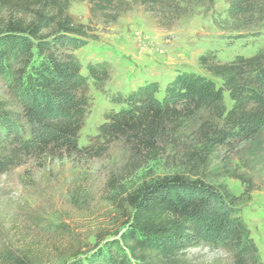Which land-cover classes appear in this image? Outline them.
I'll return each mask as SVG.
<instances>
[{"label": "trees", "instance_id": "16d2710c", "mask_svg": "<svg viewBox=\"0 0 264 264\" xmlns=\"http://www.w3.org/2000/svg\"><path fill=\"white\" fill-rule=\"evenodd\" d=\"M82 0H0V76L8 102L0 101V175L29 160L61 161L83 153L97 158L117 141L135 155L155 154L163 140L193 124L199 152L255 141L264 130V49L219 63L198 58L202 71L175 76L158 99L157 83L111 97L125 106L106 115L91 144L78 147L89 104L88 81L103 91L109 64H89L87 76L73 51L90 38V27L69 14ZM224 25L250 31L264 22V0H225ZM90 22L115 23L133 7L150 13L161 27L212 7L213 0H89ZM231 106L228 109L224 95ZM195 153V152H194ZM239 179V178H236ZM127 230L85 260L70 264H175V258L200 245L220 248L231 264H263L237 209V198L183 176L144 184L129 196Z\"/></svg>", "mask_w": 264, "mask_h": 264}, {"label": "rangeland", "instance_id": "374dc122", "mask_svg": "<svg viewBox=\"0 0 264 264\" xmlns=\"http://www.w3.org/2000/svg\"><path fill=\"white\" fill-rule=\"evenodd\" d=\"M88 2H73L69 9L77 23L90 27L89 40L73 54L84 76L87 65L108 63L109 80L103 91L88 81L79 148L91 144L107 114L125 108L112 103L111 97L157 83L156 97L162 99L164 88L178 74L211 78L198 65L205 53L226 63L264 49V22L250 31L230 30L223 23L225 0L193 7L170 28L161 27L139 6L115 23L90 22ZM211 79L220 86L219 80ZM224 98L229 109L231 102L226 94ZM0 101H9L1 76ZM197 150L189 123L163 140L155 154L135 155L117 141L97 158L83 153L61 161L29 160L0 175V264L84 261L93 246L102 248L127 230L129 196L135 190L177 175L224 187L237 198L239 214L264 264V130L253 142L219 146L210 155ZM175 264H231V257L220 248L200 245L179 254Z\"/></svg>", "mask_w": 264, "mask_h": 264}]
</instances>
